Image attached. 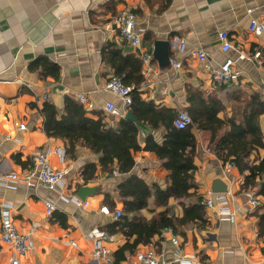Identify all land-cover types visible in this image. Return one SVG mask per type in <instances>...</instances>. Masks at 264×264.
<instances>
[{
	"label": "crops",
	"instance_id": "crops-1",
	"mask_svg": "<svg viewBox=\"0 0 264 264\" xmlns=\"http://www.w3.org/2000/svg\"><path fill=\"white\" fill-rule=\"evenodd\" d=\"M125 8L136 14L142 33L140 48H132L120 40L116 31L104 28ZM251 17L264 21V0H0V210L7 204L15 227L30 237V247L22 256L0 238V264H10L13 258L19 264H139L137 254L149 248L161 264H263L264 232L259 231V215L264 212V195L255 188L242 189L243 175L236 167L224 171L225 163L207 149L209 130L198 129L200 123L193 119L196 193L202 197L209 192L225 193L216 189L226 186L232 195H226L213 208L205 207L208 223L203 228L189 222L178 226V232L163 229L149 243H139L116 262L114 253L127 239L121 233L109 232L111 238L101 241L106 248L103 260L93 259V232H108L106 226L114 220L99 208L107 205V194L108 200L115 203L114 209H122L117 185L126 175L116 168L112 173L102 171L100 154L80 143L69 153L67 140L45 134L40 113L45 101L62 113L66 95L78 99L87 111L105 112L103 107L109 101L120 108V99L104 90L105 81L114 74L103 60V50L109 46L140 60L143 54L151 56L148 64L141 60L143 80L139 91L141 98L156 108L173 109L175 115L179 110L187 111L190 103L186 90L192 87L203 97L214 96L221 101L224 110L218 112V117L230 116L238 111L231 108L229 95H239V101L253 92L264 96V44L261 37L247 31ZM221 31L228 33L233 46L226 53L220 49ZM183 40L187 52L200 48L209 53L208 60L200 62L190 54H179L177 48ZM156 41L161 42L155 52ZM164 49L169 59L166 65L161 61ZM255 51L260 53L257 58L253 56ZM239 53L248 57L237 60L243 72L240 83L214 84L206 65L220 62L225 56L238 59ZM173 59L180 62L178 68L172 65ZM36 60L56 64L58 76L41 75L32 67ZM129 106L118 117L106 113L105 121L114 125L120 117L125 118ZM134 119L140 149L132 152L131 173L165 190L170 185V171L154 151L144 148L146 135L151 134L155 142L161 143L163 132ZM17 123H24L25 129L18 130ZM259 123L264 135V114ZM36 150L48 152L52 169L67 170L54 191L41 185L27 187L22 180ZM262 155L263 149H259V158ZM89 163L96 165L95 177L85 180ZM12 173L18 177L11 179ZM82 186L94 187V191L85 197L86 206L80 208L72 197L80 199L76 192ZM248 190H255L258 196L255 209L246 203ZM45 198L55 204L50 215L45 212ZM167 206L172 207L175 217H182L177 199L169 197ZM165 207L151 194L147 207L139 214L149 220ZM221 209L232 215H220ZM172 237L177 244L171 242Z\"/></svg>",
	"mask_w": 264,
	"mask_h": 264
},
{
	"label": "trees",
	"instance_id": "trees-1",
	"mask_svg": "<svg viewBox=\"0 0 264 264\" xmlns=\"http://www.w3.org/2000/svg\"><path fill=\"white\" fill-rule=\"evenodd\" d=\"M261 55L264 56V49H261ZM103 60L114 69L113 75L118 76L124 85L132 87L129 112L136 121L163 132L161 143L155 142L151 134L146 135L144 148L154 151L163 167L170 171V185L165 190L155 183L148 185L131 173L134 165L132 152L140 149L137 124L132 120L120 117L110 126L105 121V112L87 111L78 99L70 95L64 97L62 113L48 101L42 104L40 113L45 134L67 140L69 153H72L76 143H80L100 154L99 166L102 171L112 173L116 168L126 175L117 185L122 201L121 216L106 226L108 233H121L127 239L114 253L116 262L124 259L126 252H133L139 243H149L155 234L160 235L165 228L178 232V226L189 222L203 228L208 220L205 207L200 203L202 196L195 191L193 175L196 166L193 157L196 140L191 125L176 128L173 125V109L156 108L151 101L141 98L139 85L143 76L140 59L108 46L107 50H103ZM32 64L43 76H58L59 67L54 63L36 60ZM186 91L190 103L188 113L193 120L199 121L198 129L210 132L207 149L222 163L230 162L237 168L243 175L242 189L255 188L258 194L264 195V135L259 123L260 116L264 114V96L257 92L249 94L237 115L232 113L221 118L217 114L224 110V106L219 99L203 97L199 90L192 87ZM236 99H239V95L232 97L234 102H239ZM259 149H263L261 158L258 156ZM95 169L94 163L86 165L85 180L95 177ZM151 194L166 207L146 220L139 212L147 207ZM108 197L106 194L104 202L113 211L115 203L109 201ZM169 197L178 200L183 209L182 217H175L171 212L172 207L167 206ZM259 231L264 232V212L259 215Z\"/></svg>",
	"mask_w": 264,
	"mask_h": 264
},
{
	"label": "built area",
	"instance_id": "built-area-1",
	"mask_svg": "<svg viewBox=\"0 0 264 264\" xmlns=\"http://www.w3.org/2000/svg\"><path fill=\"white\" fill-rule=\"evenodd\" d=\"M105 29H112L116 31V34L121 41L125 42L132 48L141 47V29L137 24V17L133 10L130 8H125L118 14L113 15L110 20L104 25ZM247 31L256 36L261 37L264 44V21H260L255 17H251L248 23ZM220 49L221 52H228L233 46L228 38V33L226 31H221L219 34ZM178 53L182 55H192L197 57L200 62H206L210 57L209 53L197 48L192 49L187 52L184 40L179 43L177 48ZM255 58L260 56L259 51L253 53ZM149 54H143L141 57L143 64H148L150 61ZM248 58L245 54L239 53L238 59H234L229 56H225L222 61L216 62L214 64H207L206 68L209 71L211 81L216 85H230L239 84L243 79V72L239 67L237 60H242ZM172 65L176 68L180 66V62L173 59L171 61ZM104 90L116 95L121 102V107L119 108L114 102H107L103 109L105 113L112 116H121L124 109L129 106L132 102L131 91L132 87L124 85L120 78L116 75L110 76L104 83ZM192 124V118L186 110L177 111L173 118V125L176 128L183 129ZM18 130L25 129L24 123H17ZM31 168L27 170L22 175V180L27 187H33L36 185H41L49 191H54L58 188L61 180L67 170H57L52 169L49 163L48 152L46 150H36L31 156ZM233 164L230 162L225 163V172H228ZM18 176L16 173L10 174L11 179H16ZM226 195L231 196L232 191L227 189L225 193H208L204 195L200 201L202 205L206 208H213L216 204L220 203L225 199ZM246 203L251 209H255L259 205L258 196L255 190H248L245 193ZM74 198L76 205L80 208L86 206L87 202L80 200L77 197ZM45 212L50 215L55 209V204L51 199L45 198L43 200ZM100 212L117 219L121 216L120 209H114L111 211L107 205H101L99 208ZM220 215L231 216L232 213L228 210L221 209ZM164 231H170L169 228L164 229ZM93 237L95 238L92 245V257L95 260H103L106 254V248L101 243L102 240L110 239L111 235L106 231L96 230L93 232ZM0 238L2 242L9 245L14 253L18 256L24 255L30 247V237L29 234L19 231L13 221L11 216L10 207L7 204H3L0 210ZM173 244H177V239L175 237L171 238ZM72 246H76V242L70 241ZM263 264H264V252L262 254ZM137 261L139 264H161L160 260L157 259L153 249L149 248L143 252L137 254ZM10 264H19L17 258H13Z\"/></svg>",
	"mask_w": 264,
	"mask_h": 264
},
{
	"label": "water",
	"instance_id": "water-1",
	"mask_svg": "<svg viewBox=\"0 0 264 264\" xmlns=\"http://www.w3.org/2000/svg\"><path fill=\"white\" fill-rule=\"evenodd\" d=\"M161 41H156L155 42V52L157 51V46L159 45V43H160ZM164 53H163V56H161L162 58H161V61H162V63L164 64V65H166V64H168L169 63V59H168V56H167V52H166V49H164ZM125 118H128V119H131V120H135L134 119V117L129 113V112H127L126 114H125ZM227 190V188H226V186H223L221 189H216V191H221V192H224V191H226ZM94 191V187H88V186H82V187H80L78 190H77V192H76V195L80 198V199H82V200H84L85 199V197L86 196H88L89 194H91L92 192Z\"/></svg>",
	"mask_w": 264,
	"mask_h": 264
},
{
	"label": "rangeland",
	"instance_id": "rangeland-1",
	"mask_svg": "<svg viewBox=\"0 0 264 264\" xmlns=\"http://www.w3.org/2000/svg\"><path fill=\"white\" fill-rule=\"evenodd\" d=\"M232 97H233L232 95H229V98H230V99H232ZM228 101H229V100H228ZM243 101H244V100H243ZM243 101H239V102H238V101H235V102H234V101L231 100V102H232V104H231V108L234 109V110L239 111V108H238V107H240V106L242 105ZM236 105H237L238 107H237ZM234 110H233V111H234ZM234 112H235V111H234ZM235 113H236V115H237V112H235Z\"/></svg>",
	"mask_w": 264,
	"mask_h": 264
}]
</instances>
